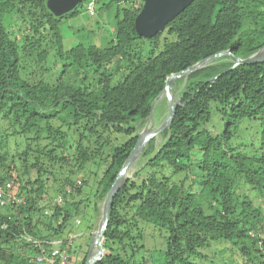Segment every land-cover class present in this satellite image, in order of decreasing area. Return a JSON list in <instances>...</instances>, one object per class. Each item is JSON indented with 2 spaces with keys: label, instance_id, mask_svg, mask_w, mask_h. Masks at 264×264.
I'll list each match as a JSON object with an SVG mask.
<instances>
[{
  "label": "trees",
  "instance_id": "1",
  "mask_svg": "<svg viewBox=\"0 0 264 264\" xmlns=\"http://www.w3.org/2000/svg\"><path fill=\"white\" fill-rule=\"evenodd\" d=\"M85 1L123 5L106 47L63 49L58 25L75 9L55 16L45 0H0V185L9 181L22 199L0 206V264H33L35 240L60 239L65 246L71 219L89 203L84 196L71 200L82 190L74 173L104 164L92 193L101 202L166 77L219 51L244 58L264 46V0H193L150 38L134 28L142 0ZM4 14L19 17L18 36L10 35L14 25L4 27ZM136 42H146V55ZM20 49L32 71L23 73ZM51 51L60 66H46ZM231 64L222 57L177 80L183 88L173 120L159 146L152 138L142 150L141 178H127L114 196L105 254L96 264H147L145 227L162 235V264H194L219 242L235 247L244 264H264V61L222 72ZM154 110L149 121L158 117ZM212 114L222 121L220 131L209 129ZM243 121L259 129L256 148L243 150L242 139L231 144ZM63 167L69 175L58 186L62 202L46 213L39 202L49 177ZM191 168L199 179L185 184ZM180 173L183 179H172Z\"/></svg>",
  "mask_w": 264,
  "mask_h": 264
},
{
  "label": "rangeland",
  "instance_id": "2",
  "mask_svg": "<svg viewBox=\"0 0 264 264\" xmlns=\"http://www.w3.org/2000/svg\"><path fill=\"white\" fill-rule=\"evenodd\" d=\"M135 3L136 6L140 4L139 1H136ZM122 7L123 5L120 4L115 5L114 3H111L110 5H107L102 8L101 2L99 1L93 5V10L89 12L86 9V1L85 0L80 1L76 5V7L73 8L75 9V13L71 16L63 18L62 22L59 23L58 25L59 32L62 37L63 49L66 50L78 44H81L83 46L92 45L101 48L108 46L112 38V35L115 32L117 10L121 9ZM73 9H71L67 13L72 12ZM9 16H11V14H4L2 17V23L6 29H13V25H14V29L17 30L10 32V35L12 37L18 36L19 32L23 31L21 28L20 19L19 17L13 16L14 18L9 20L10 18ZM136 43H135L136 45L140 44L139 42ZM145 44L146 42H141L140 44V49L143 55H146L149 49L148 46ZM46 48L49 49L50 46L47 44ZM54 61L56 65L60 66V63L62 62V58L55 55V52L51 51L48 55L46 66L47 65L49 66V62L53 63ZM19 64L22 66L23 73L32 71L34 68L33 64H31L30 56L25 55L21 51V49L19 50ZM44 76L52 78V76L54 75H52V73H45ZM172 85H173L175 97L179 98L181 95L180 90L183 88V83L180 84V81L179 82L177 81L174 82ZM160 100H162L163 102L160 101L157 104V106H156L157 103L156 102L152 109V114H153V110L156 107L154 113L158 117L154 120L149 121L152 118L151 115L150 119L145 120L142 126L138 127V131H141L143 128L145 129L146 127L145 125L147 122L153 128L160 125L166 113V104L163 97H161ZM244 121L242 123L243 126H241L242 131L238 130L234 138L231 140V144H235L242 139L246 141L245 143L242 144L243 150H246V146H251V144L254 148H256L259 129L255 122H244ZM221 128H222V121L219 120L215 116V114H212L209 122V129L212 130V132H217L220 131ZM161 134H159L154 138L156 146H159V144L162 142L164 138ZM113 137L114 139H116L117 142L123 140V137L120 136L119 134L117 135L113 134L112 138ZM10 144H12V142H10ZM64 154L70 156L72 154V151L71 150L69 152L65 151ZM139 159L140 157L138 158V160ZM138 160L133 164V168L128 173L127 178L132 180H138L141 178L142 175L136 176V174L141 164L143 163L144 159L141 158L140 161ZM103 166L104 164L87 165L86 167H83V169L80 172H75L73 175L74 178L73 180L75 182L77 180L81 181L82 190L78 196L77 195L74 196V198H71V200L78 201L80 199H83L84 197L89 198V203L86 204L85 202H83L82 204H80L79 214L75 215L71 219V223L69 225L71 226V230L69 232L70 234L68 236H65L66 233L63 234V236L67 238V243H70V245H68V249H69L68 255H69L70 263L73 264L74 263L81 264L83 256L87 254L88 251L90 236L98 227V223L101 215L102 201L101 202L97 201L95 199V194L93 196L92 193L94 191L95 182H97L102 176L101 172L104 169ZM68 175L69 174L66 171V167H63L57 169L55 178H53L52 176L49 177L47 181V185H48L47 193L45 194V197L44 196L42 197L43 200L39 202L41 206H45L44 209L46 211H50L52 210V207H54L55 199L57 198L58 195H60L58 192L59 183L61 182L65 183L64 178ZM183 178H184L183 173H180L172 177V179L175 181L181 180ZM193 179H199V178L195 177V173H193V168H191L190 173L187 174V177L184 180L185 184H189V182L192 181ZM76 184L78 185V183ZM64 185L66 186V184ZM192 185H193L192 190L198 192L200 186L197 183ZM11 192L13 193V195L17 194L16 186H12ZM248 193L251 195L252 191H248ZM84 194L87 196H85ZM251 197L253 199L254 204L258 205L259 203L257 202L256 196L252 195ZM93 202L96 204V210L95 207L93 206ZM85 205H87V207H85ZM89 225L91 228L88 230L87 227H89ZM145 233L146 236L144 238V242H142L144 243L145 251L141 256V259L147 258L146 261L147 264H162L161 256L159 255V253L164 249L163 248L164 241L160 231H158L156 228L152 230L150 227H145ZM219 250L220 251L222 250L223 252H220ZM201 253L204 256L196 257L194 264H244L243 259L239 254V252L237 251V249L228 243H224V242L212 243L210 247L204 248L201 251Z\"/></svg>",
  "mask_w": 264,
  "mask_h": 264
},
{
  "label": "water",
  "instance_id": "3",
  "mask_svg": "<svg viewBox=\"0 0 264 264\" xmlns=\"http://www.w3.org/2000/svg\"><path fill=\"white\" fill-rule=\"evenodd\" d=\"M80 1L82 0H45V5L53 15L60 16L76 7ZM192 1L193 0H142L141 9L134 19V28L136 33L145 38L154 36L156 33L164 30L167 22L184 10L185 7L188 6ZM222 57H228L232 63L228 68L222 71L226 72L237 65L263 62L264 46L244 58L233 55L229 49L219 51L197 61L183 70L172 73L166 77L162 91L151 102L150 112L147 119H150L152 115V109L161 96L165 98L166 103L165 117L160 125H158L155 129L150 130L143 128L141 131H137V138L133 147L122 163L119 171L117 172L102 200L100 220L98 227L90 236L89 247L84 264H96V262L99 261L105 254V250L103 249V240L114 196L127 179L128 170L138 160L146 144L152 138H155L164 132V130L170 126L173 120L175 110L180 104L182 95H180L179 98H176L170 90V85L178 78L182 77L185 79L190 73L211 65L217 59ZM216 76L212 78L214 79ZM139 125L140 123L137 125V127H139Z\"/></svg>",
  "mask_w": 264,
  "mask_h": 264
},
{
  "label": "built area",
  "instance_id": "4",
  "mask_svg": "<svg viewBox=\"0 0 264 264\" xmlns=\"http://www.w3.org/2000/svg\"><path fill=\"white\" fill-rule=\"evenodd\" d=\"M86 9L91 12L93 10V3L88 2L86 4ZM76 183H80L79 180ZM66 190L69 191V188L66 187ZM12 185L7 181L4 185H0V206H3L6 202V198L10 199L14 203H21L22 199L15 198V195L11 193ZM62 202V197L60 195L55 199V204ZM47 213V211H46ZM33 245L37 247L38 252L31 258L33 264H70L69 255H68V245L66 243L63 247L62 240L57 241H32Z\"/></svg>",
  "mask_w": 264,
  "mask_h": 264
},
{
  "label": "bare ground",
  "instance_id": "5",
  "mask_svg": "<svg viewBox=\"0 0 264 264\" xmlns=\"http://www.w3.org/2000/svg\"><path fill=\"white\" fill-rule=\"evenodd\" d=\"M177 80H178V79H177ZM177 80H176V81H177ZM180 80H182V79H180ZM176 81H174V82H176ZM174 82H173V83H174ZM173 83H172V84H173ZM172 84L170 85V90H171V92L174 94V89H173V85H172ZM161 97H162V96H161ZM161 97H160V98H161ZM160 98L157 100V104H158L160 101H162V100H160ZM162 102H163V101H162ZM157 104H156V106H157ZM165 104H166V103H165ZM155 128H156V127H155ZM155 128H152V129H155ZM152 129H150V130H152ZM132 168H133V165H132L131 168L128 170L127 175H128V173L131 171Z\"/></svg>",
  "mask_w": 264,
  "mask_h": 264
},
{
  "label": "crops",
  "instance_id": "6",
  "mask_svg": "<svg viewBox=\"0 0 264 264\" xmlns=\"http://www.w3.org/2000/svg\"><path fill=\"white\" fill-rule=\"evenodd\" d=\"M55 240L59 241L60 239H55ZM60 241H61V240H60Z\"/></svg>",
  "mask_w": 264,
  "mask_h": 264
}]
</instances>
